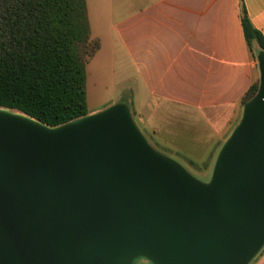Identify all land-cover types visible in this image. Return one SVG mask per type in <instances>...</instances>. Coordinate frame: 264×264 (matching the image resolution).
I'll return each instance as SVG.
<instances>
[{
    "label": "water",
    "instance_id": "1",
    "mask_svg": "<svg viewBox=\"0 0 264 264\" xmlns=\"http://www.w3.org/2000/svg\"><path fill=\"white\" fill-rule=\"evenodd\" d=\"M257 60L209 181L154 148L126 102L57 126L0 107V264H249L264 246Z\"/></svg>",
    "mask_w": 264,
    "mask_h": 264
},
{
    "label": "crops",
    "instance_id": "2",
    "mask_svg": "<svg viewBox=\"0 0 264 264\" xmlns=\"http://www.w3.org/2000/svg\"><path fill=\"white\" fill-rule=\"evenodd\" d=\"M241 2L264 36V0H86L90 40L100 44L87 64L107 47L105 60L115 73L132 69L137 84L132 115L154 148L169 146L165 127L176 116L200 118L203 141L215 148L211 176L216 152L239 122L242 99L260 76L244 35ZM119 98L88 108L89 113ZM249 264H264V249Z\"/></svg>",
    "mask_w": 264,
    "mask_h": 264
},
{
    "label": "trees",
    "instance_id": "3",
    "mask_svg": "<svg viewBox=\"0 0 264 264\" xmlns=\"http://www.w3.org/2000/svg\"><path fill=\"white\" fill-rule=\"evenodd\" d=\"M241 22L257 60L264 36L243 2ZM91 45L86 0H0V107L51 126L89 114L86 64L100 44ZM258 88L257 78L242 106Z\"/></svg>",
    "mask_w": 264,
    "mask_h": 264
},
{
    "label": "rangeland",
    "instance_id": "4",
    "mask_svg": "<svg viewBox=\"0 0 264 264\" xmlns=\"http://www.w3.org/2000/svg\"><path fill=\"white\" fill-rule=\"evenodd\" d=\"M91 42L93 45L98 41L91 40ZM106 48L107 47H103L101 51L99 50L87 64L88 108H100L103 105L114 101L117 99V97H120V101H126L129 103L132 112V106L130 102L133 100V91L135 92V88L137 87L134 75L131 71L132 69L129 66H124V74L119 75L118 73H115V70L112 67L109 59L105 60L106 56H108V49ZM259 78L260 76L258 79ZM143 100V98H140L139 101ZM242 111L243 106L241 105V112L238 115V120L241 118ZM202 127L203 123L201 122L200 118H198L196 122L193 118L176 116L165 127V140L168 142L169 146H160L156 147V149L179 161L198 179L202 181H209L211 178V173L209 171V165H211L210 154L215 151V148H210V146H207L204 143L203 139L205 137L206 131L205 129L203 131ZM219 150L216 152V155H218ZM185 158H192L196 163H192L190 160ZM263 249L264 246L251 262H253V260L261 254ZM132 264L153 263L147 258L140 256L134 258Z\"/></svg>",
    "mask_w": 264,
    "mask_h": 264
}]
</instances>
